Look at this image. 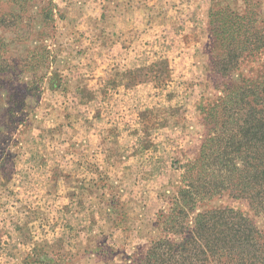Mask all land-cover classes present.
<instances>
[{
  "label": "rangeland",
  "instance_id": "obj_1",
  "mask_svg": "<svg viewBox=\"0 0 264 264\" xmlns=\"http://www.w3.org/2000/svg\"><path fill=\"white\" fill-rule=\"evenodd\" d=\"M184 4L205 29L197 60L178 72L175 61L173 71L154 67L153 82L127 91L104 78L113 64L124 68L125 52L146 50L132 42L107 61L111 7L0 0V264H142L149 240L163 235L159 219L183 179L202 170L214 102L245 84L261 92L264 80V0ZM128 5L115 9L116 28H127ZM210 206L238 209L264 229L246 199L225 193L202 208Z\"/></svg>",
  "mask_w": 264,
  "mask_h": 264
},
{
  "label": "trees",
  "instance_id": "obj_2",
  "mask_svg": "<svg viewBox=\"0 0 264 264\" xmlns=\"http://www.w3.org/2000/svg\"><path fill=\"white\" fill-rule=\"evenodd\" d=\"M242 89L214 102V128L196 162L202 170L183 179L172 213L158 221L163 235L149 240L142 264H264V229L250 216L229 206L202 208L226 193L264 215V80L261 92Z\"/></svg>",
  "mask_w": 264,
  "mask_h": 264
},
{
  "label": "crops",
  "instance_id": "obj_3",
  "mask_svg": "<svg viewBox=\"0 0 264 264\" xmlns=\"http://www.w3.org/2000/svg\"><path fill=\"white\" fill-rule=\"evenodd\" d=\"M97 2H104L111 7L110 11L107 9L111 23L107 22V27L102 33L111 43V48L115 47L111 50V54H108L109 58L106 57L105 52L102 53L107 61H118L122 57L121 54L125 52L124 50L127 51L126 44L132 42L136 51L146 50L145 56L134 53L136 57L125 52L127 59H122H125L127 64H124V68L120 67L118 62L112 65L115 68L110 69L114 71L113 74L106 75L107 77L104 78L105 84H110L112 89L120 86L121 82H124V86H121L127 91L132 90L133 87L153 82L151 78L153 68L164 66L173 71L174 61L177 63L176 71L178 72L179 69L189 66L190 62L197 60V55L201 53V47L205 41V37L201 38V35L204 34L205 29L201 27L197 19L193 18V10L186 4L183 5L187 3V0H97ZM128 3L133 4V8L128 5L127 28H116L113 25L114 14L117 13L115 9L118 5L122 8ZM139 11H145L147 19L141 21L139 16H133ZM132 17L134 18L131 24ZM123 34L126 36L125 39L115 37ZM155 43L164 46L168 44L167 50L169 49L170 52L165 50L166 54L156 55L154 52L158 51H147V48L149 49Z\"/></svg>",
  "mask_w": 264,
  "mask_h": 264
}]
</instances>
